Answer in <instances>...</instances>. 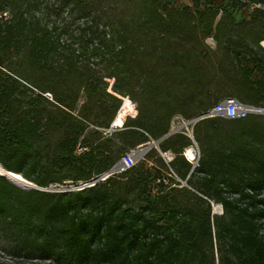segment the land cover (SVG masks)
Returning <instances> with one entry per match:
<instances>
[{
  "label": "trees",
  "instance_id": "1",
  "mask_svg": "<svg viewBox=\"0 0 264 264\" xmlns=\"http://www.w3.org/2000/svg\"><path fill=\"white\" fill-rule=\"evenodd\" d=\"M192 1L0 0V165L39 188L0 175V243L12 262L264 264V116L197 122L198 167L183 155L189 136L163 139L175 115L226 99L225 86L264 104L252 79L264 77L263 49L233 57L222 47L264 32V21L236 28L227 12L218 21L217 0ZM126 97L138 115L112 129ZM151 141L175 159L153 146L94 186L49 190L90 183Z\"/></svg>",
  "mask_w": 264,
  "mask_h": 264
},
{
  "label": "rangeland",
  "instance_id": "2",
  "mask_svg": "<svg viewBox=\"0 0 264 264\" xmlns=\"http://www.w3.org/2000/svg\"><path fill=\"white\" fill-rule=\"evenodd\" d=\"M164 1L166 3H168V4H170L171 6L178 7V8H182V7L192 8L193 5H194L192 0H164ZM216 6L219 7V9H220V16L218 18V21L220 20L221 16H225L226 15L225 13L227 12V13L233 15L236 28H240V27L243 28L245 22H248V23H251L253 25V27H256L257 30H259L260 29V26L258 24L259 21H262V22L264 21V18L261 15L262 14L261 11L264 9L263 5H253L252 6V5L246 4L245 2H240L238 0H217ZM231 37L233 38V40L231 42H224L222 44L223 48H228L229 49L230 56L234 57L236 52H238L240 54L245 53V52L248 51V49H253V51H256V52H261L262 49L264 51V41H259L257 39V38H264V32H258V33L257 32H255V33H245V32H243V33L233 34ZM241 38H244V39L240 40ZM206 45L208 47H210V49H212L213 51L218 49V42L213 37L212 38H208L206 40ZM260 47H261V49H260ZM224 53L225 52L220 51V50L217 51L218 56H221ZM252 79H253L254 82L261 81V82L264 83V77L261 76L258 73H256ZM183 89H187L186 86L183 87ZM189 92L190 91H188V89L184 90V92L182 94L184 99H188V96L191 94ZM220 93H221V95H223L226 98L230 97V95H231L232 97L238 99L239 101H242L237 96V94L235 93L234 89L231 86H225L224 88H222V90H220ZM126 100L131 102L133 104V106H134V109H135V111L132 112L127 117H132V118L136 117L138 115V110H137L138 109V104L135 103L133 100H131L129 97H126V98L123 99L122 107L126 103ZM262 107H264V104H262ZM127 117L125 119H127ZM199 117L200 116L193 117L191 119H186L181 114H177V115H175L172 118L171 130L173 132H175V133H181L180 131H182L184 133H187V136H189L190 138H191V136L194 137V135H193L194 134L193 133L194 132V127H195L196 123L200 121ZM175 118H177V120L175 122V125H173V121H174ZM192 141H193V146L189 147L188 149H185L183 155L184 154L187 155V151L189 149H192V150L195 149V151H196L195 159L192 160V162H190L188 160V158H186V156H184V158L188 162L192 163L194 167H198L199 161H200V147H199L198 143L195 141V139L192 138ZM154 142L155 141H151L149 143L153 144ZM140 147L141 146H139L136 149V151H138V153H139V158H141L143 156L139 152L140 151ZM155 147L158 149L159 155L167 163H170L171 161H173L175 159L176 155L173 152H171V151L166 152V153L162 152L158 148V143L155 145ZM148 152L149 151H147V153ZM170 172L173 175L174 179H177L176 174L172 170ZM163 173H164L165 177L168 176L166 172H163ZM70 189H72V188H71V186H69V183H68L67 185H64V186L52 185L49 190L50 191H57V190L66 191V190H70ZM213 212L214 213H218V214L223 213L222 207L220 205L213 204ZM0 263H7V264H32L30 262H24V261L12 262L10 260L9 256L4 252V245L1 244V243H0Z\"/></svg>",
  "mask_w": 264,
  "mask_h": 264
},
{
  "label": "built area",
  "instance_id": "3",
  "mask_svg": "<svg viewBox=\"0 0 264 264\" xmlns=\"http://www.w3.org/2000/svg\"><path fill=\"white\" fill-rule=\"evenodd\" d=\"M264 116V107L261 106H255L251 104H246L241 101H239L236 98H226L219 103H217L212 109H210L209 112H207L204 115H201L199 117L200 120L204 119H212V118H217L221 120H244L249 117H262ZM177 118L174 119L173 125H175ZM186 125V124H185ZM116 128L114 124L112 125V129ZM181 133H184L180 131ZM175 134V132H173ZM187 135V133H184ZM83 149H80V152ZM195 150V149H193ZM145 155H143L141 158H139V153L136 150L131 151L128 153L126 156H124L119 163L118 166V171L116 174H121L124 173L131 168L135 167L140 160L144 158ZM184 156L187 157L186 154ZM190 162H192L190 159H188ZM94 184L86 183V184H81L77 187H72L70 190H81L86 187L93 186Z\"/></svg>",
  "mask_w": 264,
  "mask_h": 264
},
{
  "label": "water",
  "instance_id": "4",
  "mask_svg": "<svg viewBox=\"0 0 264 264\" xmlns=\"http://www.w3.org/2000/svg\"><path fill=\"white\" fill-rule=\"evenodd\" d=\"M172 134H173V131L171 130L169 132V134L167 136H165L163 139L171 136ZM192 138L194 139L193 136H191V139ZM163 139H161L160 141H162ZM159 142H154L153 144L148 143L146 145H142L140 147V151H139L140 154L145 155L147 153V151H149L153 147V145L155 146ZM193 151L196 154V151L195 150H193ZM118 166H119V164L115 165L108 173L104 174L102 177L97 178L96 180L92 181L91 183L95 185V183H97L98 181H104L108 177L112 176L113 174H116V172L118 171ZM3 171H4V173L3 174L0 173V175L8 177L10 180L15 182L18 186H21V187L26 188V189H39L38 187H36L31 182L25 180L22 176L19 175L20 177H18V176H16L17 174L8 172L4 168H3ZM184 186H186V183H184Z\"/></svg>",
  "mask_w": 264,
  "mask_h": 264
},
{
  "label": "bare ground",
  "instance_id": "5",
  "mask_svg": "<svg viewBox=\"0 0 264 264\" xmlns=\"http://www.w3.org/2000/svg\"><path fill=\"white\" fill-rule=\"evenodd\" d=\"M132 112H134V106H133V104L131 102L126 100V103L121 108V111L119 112L118 118L115 121V124H114L115 127H117V128L123 127V125L125 123L126 116L130 115ZM0 173L1 174L4 173L3 168L1 166H0ZM16 176L20 177L19 175H16Z\"/></svg>",
  "mask_w": 264,
  "mask_h": 264
},
{
  "label": "crops",
  "instance_id": "6",
  "mask_svg": "<svg viewBox=\"0 0 264 264\" xmlns=\"http://www.w3.org/2000/svg\"><path fill=\"white\" fill-rule=\"evenodd\" d=\"M135 110V109H134ZM129 116V115H128ZM127 117V116H126ZM126 120V119H125ZM115 124V123H114ZM115 126V125H114Z\"/></svg>",
  "mask_w": 264,
  "mask_h": 264
}]
</instances>
